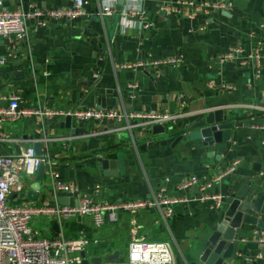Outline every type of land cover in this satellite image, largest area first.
Masks as SVG:
<instances>
[{"label":"crops","instance_id":"crops-1","mask_svg":"<svg viewBox=\"0 0 264 264\" xmlns=\"http://www.w3.org/2000/svg\"><path fill=\"white\" fill-rule=\"evenodd\" d=\"M177 1L182 0H137L134 7L141 6L144 19L152 24L147 29H140L131 16L116 24L114 16L120 14L115 11L117 0L114 13L103 19L97 14L99 3L113 0H85L81 16L45 27H35L34 20L27 19L22 41L10 45L0 38V56L6 59L0 70V95H18L21 108L67 113L101 107L127 115L156 112L177 116L172 122H131L129 129L124 122H83L72 116L71 127L66 128L69 115L62 114L0 123L6 139L0 147L2 154H15L32 145V138L47 134L49 141L43 142L42 153L66 183L77 187L78 203L150 199L160 190L163 197L176 200L169 205L172 214L165 219L162 212L167 206L160 205L133 217L121 212L115 220L104 216L105 222L98 228L91 215L65 219L64 227L49 217L50 236L45 237L59 233L87 237L85 264H92L93 257L105 264L115 251L118 261H125L134 228L145 240L170 243L175 257L187 258L204 247L224 193L225 175L220 176L233 161L237 160L234 176H253L264 182V113L249 111L250 105L264 106V54L258 67L222 59L232 46L247 51L259 45L264 53V0H227L230 7L193 18L176 11ZM192 1L207 9L216 0ZM29 4L40 10L68 8L73 0H8L4 7L25 11ZM165 6L173 9L166 11ZM173 55L182 58L177 66L140 65ZM222 83L230 88L222 89ZM130 84L136 86L131 89ZM1 104L6 105L7 100ZM217 108L223 109L234 128L230 147L213 157L216 145L204 147L198 132L206 113ZM157 124L167 133L153 135L151 128ZM178 135L186 139L173 144ZM96 149L102 151L87 158ZM96 156L116 160V175L104 176L92 168ZM34 176L27 178L22 195L11 197L13 203L60 206L52 183L48 193L41 189L34 200L27 198ZM194 177L195 183L184 186ZM208 184L209 188L202 189ZM85 216L90 226L85 225ZM53 223L58 225L57 232ZM254 229L253 225L236 229L234 257L243 264H264V242L252 238ZM243 238L248 241L242 242ZM121 249L125 250L122 259Z\"/></svg>","mask_w":264,"mask_h":264},{"label":"built area","instance_id":"built-area-1","mask_svg":"<svg viewBox=\"0 0 264 264\" xmlns=\"http://www.w3.org/2000/svg\"><path fill=\"white\" fill-rule=\"evenodd\" d=\"M6 1L8 0H0V38L6 40L10 45H14V42L22 41L25 38L27 19H33L35 27H45L51 22H66L81 16L84 13L83 7L85 4V0H73L71 7H54L44 10L37 9L32 4H29V9L24 11L21 9L5 8L4 3ZM136 1H126V6L120 12V19L123 20V18L131 16L138 20L140 29L151 28L152 24L144 19V10L141 6L134 7ZM114 2L115 0H113V3H99L97 14L101 19L114 13ZM177 2V5L174 6L176 7V11L178 13L184 11L191 18L199 13L210 14L212 10L226 9L231 6L230 1L227 0H216L211 5H207V9L203 8L202 4L193 2L192 0ZM163 9L168 11L173 9V7L165 6ZM185 9L189 10L186 11ZM263 54L259 45L255 49L247 51L241 46H232L224 53L222 59L229 61L237 59L242 65L258 67L259 60L263 57ZM180 62H182L181 56L173 55L160 59H149L141 62L142 64L140 65L148 67L177 66ZM5 63L6 59L0 56V70H2ZM135 86V84L129 85L131 89ZM220 86L222 89L230 88L229 85L223 83ZM3 100H7L6 105L1 104ZM19 101L20 97L16 94L6 97L0 95V123L2 121H15L20 117L31 115L49 117L62 114L72 116L77 121L83 122L88 120H109L116 125L124 122V128L129 129L131 122L139 120H147L148 123H161L172 122L177 118V116L167 113L156 112L127 115L119 110L101 107L67 113L49 110H29L21 108ZM249 111L264 113V106L250 105ZM5 140L0 126V147ZM49 160L47 154L42 153L41 155H37L32 145L26 146L15 154L7 155L2 154L0 151V264H82L83 259L80 253L89 244L87 237L83 234L77 237H68L62 233L50 238L45 237L41 232L29 226L34 216L51 217L62 225L65 219L91 215L93 226L98 228L104 224V216L108 220H115L117 212L127 213L133 217L140 211L166 205L167 207L162 212L163 218L165 219L172 214V208L169 205L176 200L163 197L161 190L150 199L118 203L84 201L78 203L77 206H53L47 202L39 205L27 204L25 202L13 203L11 197L19 195L24 191L25 180L23 175L27 178L33 177L42 163L48 167L45 173L51 179L52 188L55 192H77V187L66 183L51 166ZM236 165L237 160L233 161L220 177L232 173ZM195 180V177L187 180L184 186L195 183ZM209 187L210 185L208 184L202 189ZM251 234L255 241L264 242L262 229H254ZM240 240L242 242L248 241L247 238ZM127 252L125 261L111 264H175V256L170 243L161 240H145L138 236L135 228L132 231Z\"/></svg>","mask_w":264,"mask_h":264},{"label":"water","instance_id":"water-1","mask_svg":"<svg viewBox=\"0 0 264 264\" xmlns=\"http://www.w3.org/2000/svg\"><path fill=\"white\" fill-rule=\"evenodd\" d=\"M125 2V0H117L115 11L120 13ZM114 18L116 24L121 20L120 14H116ZM65 127H71L70 116L66 117ZM233 128L234 123L227 121V115L223 109L217 108L206 113L203 125L198 132V137H200L204 147L216 145L213 157L217 154L223 155L231 145L230 138ZM71 130L72 133L75 131V129ZM151 133L153 135L165 134L167 130L164 129L163 125L157 124L152 126ZM32 139L34 140L32 146L35 153L41 155L42 144L43 142H48L49 137L47 134H44V136L39 135ZM185 139L186 137L179 136L174 140L173 144ZM101 151L102 149L92 150L87 155V158H92L94 154L98 155ZM208 156L210 157V155ZM116 167V160L106 159L104 156L94 157L92 168L99 169L101 175L115 176ZM47 169L48 167L43 163L38 167L35 172L34 182L27 192L28 199L34 200L37 191L40 192L42 188H45L47 193L51 189V179L45 173ZM255 171L259 172L258 169H255ZM70 173L72 175V171ZM222 183L224 193L219 197L218 208L215 209L213 215L211 231L204 242L203 249L199 252L193 251L189 253L187 258L176 256L175 264H243L234 257V249L238 245V241L235 240L236 229H243L245 225H253L257 229H264V182L262 183L258 177L253 178V176L246 175L234 176L230 173L225 175ZM76 193L56 192L60 206H77ZM77 219L80 220V216ZM52 227L54 231H58L57 223H53ZM80 255L83 259L82 264H85L84 251ZM90 262L92 264H100L101 258L93 257L90 259ZM117 262H119L118 252L115 251L107 257L105 263L111 264ZM246 264L252 263L246 262Z\"/></svg>","mask_w":264,"mask_h":264},{"label":"rangeland","instance_id":"rangeland-1","mask_svg":"<svg viewBox=\"0 0 264 264\" xmlns=\"http://www.w3.org/2000/svg\"><path fill=\"white\" fill-rule=\"evenodd\" d=\"M23 178L26 182L27 180V177L25 175H23ZM47 179H49L47 176H46ZM42 190L45 192V188H42ZM22 195V194H20ZM90 217V216H89ZM91 218V217H90ZM83 221H85V225L86 226H90L91 225V221L89 220L88 217H83ZM29 226L32 228V229H36L38 230L39 232H42L44 233V236H50V218L49 217H46V216H34L31 220V222L29 223ZM62 227H64V224L62 225ZM70 237H77L79 235H69ZM91 238L93 239V235L91 234ZM121 259L123 258L124 254H125V250L124 249H121ZM90 264V263H88Z\"/></svg>","mask_w":264,"mask_h":264},{"label":"trees","instance_id":"trees-1","mask_svg":"<svg viewBox=\"0 0 264 264\" xmlns=\"http://www.w3.org/2000/svg\"><path fill=\"white\" fill-rule=\"evenodd\" d=\"M181 134V133H180ZM178 136H180V135H178Z\"/></svg>","mask_w":264,"mask_h":264}]
</instances>
